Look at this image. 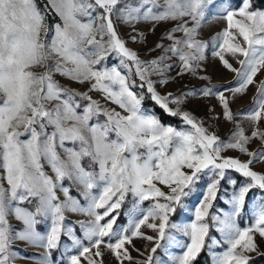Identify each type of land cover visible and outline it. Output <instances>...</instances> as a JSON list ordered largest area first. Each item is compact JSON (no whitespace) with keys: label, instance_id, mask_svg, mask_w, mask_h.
I'll return each instance as SVG.
<instances>
[{"label":"snow or ice","instance_id":"obj_1","mask_svg":"<svg viewBox=\"0 0 264 264\" xmlns=\"http://www.w3.org/2000/svg\"><path fill=\"white\" fill-rule=\"evenodd\" d=\"M121 2L122 0H48V5L63 22L62 25L54 26V34L49 43L42 38V34L46 37L50 29L44 22L45 14L38 8L36 0H0V169L6 174L8 185L7 189L0 186V264H11L12 253L9 248L12 237L6 216L12 201L38 199L35 213L20 207L11 209L25 225L24 231L17 233L20 240L30 243L44 241L45 237L34 229L37 223L35 217L51 215V231L46 237V243L42 245L49 250L57 247L65 209L93 217L88 225L80 222L89 246H84L80 240L73 238L80 251L78 255L69 258V264H80V257L87 259L88 264H96L92 257H102V245L118 261L121 258L131 260L125 245L131 243V238L142 236L140 228L145 224L158 234L155 239L143 237L155 244L151 249L155 253L165 239L168 213L174 211L172 202H179L183 187H187L203 169L219 170L221 177L225 169H235L244 177L250 178L251 183L242 187L234 197L233 215L239 213L250 188L259 187L264 190V175H257L250 170L256 154H252L253 160L248 163H241L236 159H223L220 162L223 148L239 149L241 153L246 151L244 145L249 138L242 131L237 133L238 139L235 142L224 144L215 136L207 135L187 113H183L182 119L193 131L162 126L154 115L142 112V97L134 94L128 83L132 67H135V76L139 77L141 87L147 84L152 99L171 115L179 114L170 111L168 98L157 95L148 80L151 73L162 71L158 62L142 63L137 54L126 48L118 37L110 17L114 10L123 13L124 10L117 9ZM207 2L209 0H165L164 10L155 13L153 7L157 6L156 0H142L140 7L126 4L129 10L123 15V19L130 23L141 18L159 21L190 16L196 22L195 27L186 28L181 25L175 29L184 31L188 39L175 41L171 48L165 50L178 56L183 64V71L190 69L192 62L203 58L204 45L195 42L193 37L204 17L203 6ZM144 4L153 7L147 8L141 17ZM248 7L245 3L238 13L228 11L225 17L229 29L233 27L234 15L238 14L248 22L235 25L244 45L230 43L229 39L235 37H230L228 30L224 31L225 39L219 45L221 50L244 58L239 61L241 69L237 70L241 83L234 92H241L251 84L253 77L264 67V12L248 11ZM97 8L103 12L93 16L92 13ZM80 17H87L88 21L82 22ZM105 36L107 40L104 39ZM180 44H186L190 51L182 52L177 47ZM112 52L120 58V65L128 69V76L122 75L116 67L102 70L94 68ZM216 55L220 56L226 68L232 70L220 52ZM49 61L53 63L49 64ZM69 64L72 67H67ZM38 67L44 71H34ZM53 73L79 83L94 81L90 90L105 93V98L118 105L127 115L101 109L86 94L82 99L89 100V103L83 107L82 114L78 113L77 109L81 105L75 101V96L80 94L58 85L52 79ZM208 94L210 93L205 92V95ZM258 95L264 97V81L261 82ZM220 100L225 109V118L231 120L232 114L228 111V103L223 95ZM53 101L56 103L52 104ZM171 102L179 104L181 101L175 99ZM256 103L258 110L249 114L253 121L261 117L259 109H264V98L258 99ZM101 113L107 118L105 123L90 125L92 117ZM49 127L52 128L51 132L47 131ZM112 133L115 135L114 139L110 137ZM25 134H28V138L21 140L20 137ZM257 135L260 134L252 133L253 137ZM66 141L74 146L78 145V149L65 147ZM57 147L63 150L66 159H61ZM140 149H144V152L141 153ZM84 158L89 159L88 168L98 166L99 171L86 170L81 163ZM260 158L264 159V156ZM42 161L51 167L54 177L45 173ZM182 168L191 170V175L181 171ZM66 178L83 185L84 195L89 200L86 208L69 196L68 188L61 183ZM153 181L169 187L172 194L165 195ZM218 183L217 180L210 185L204 202L196 209L197 222L189 226L191 243L181 256L173 257V264H191L203 246L208 224L201 221L207 215L211 200L215 198ZM97 187L102 188L98 196L92 192ZM57 188L66 197L63 203L57 202ZM128 193L134 198L133 210L144 201L160 197L167 203L157 200L146 215L134 222V227L124 229L125 234H118L113 231L116 217H111L104 223L101 221L121 206ZM101 208L104 209L102 214L97 212ZM254 215V224L243 230L235 226L231 217L220 221L219 230L224 234L229 247L215 258L214 264H247L244 252L254 251L256 248L252 234L258 232L264 237V206ZM157 219L158 226L147 223ZM129 231L131 236L127 235ZM185 232L188 234V229ZM113 236L116 237L114 242H105V237L111 240ZM238 248L239 252L236 251ZM92 249L96 251L92 253ZM152 260L150 254L145 264H152ZM42 264H47V261ZM136 264L140 262L137 261Z\"/></svg>","mask_w":264,"mask_h":264},{"label":"rangeland","instance_id":"obj_2","mask_svg":"<svg viewBox=\"0 0 264 264\" xmlns=\"http://www.w3.org/2000/svg\"><path fill=\"white\" fill-rule=\"evenodd\" d=\"M94 2V0H93ZM247 3L248 0H242L238 7L234 6L232 0H209L204 7V17L200 21L196 32L194 34V41L204 45L202 51V59L191 63L190 69H184L182 62L177 55H174L171 51H165L174 45L175 41L187 40L188 37L184 31H175L178 27L183 25L186 28H193L196 26V22L192 20L190 16H185L178 19H165V20H149L141 18L134 20L130 23H126L123 19V15H126L128 8L126 4L132 7H140L142 0H122L117 5V9L114 10L110 19L113 22V26L117 32L118 37L125 43V47L130 51L137 54L138 60L143 62L157 61L161 72L151 73L148 76V80L151 81L153 90L157 95L164 98L167 97L170 101L168 108L171 112H178L177 116L180 121L177 124H162L165 127H172L176 130L193 131L191 126L186 124L182 119L183 113H187L200 127H202L207 135L215 136L218 141L227 144L235 142L238 139L237 133L243 132V135L248 139V142L244 145L246 151L241 153L239 149L235 148H223L220 153V162L223 159H236L241 163H248L249 160H253V155L256 154L255 161L250 165V170L257 175H264V109L261 111V117L253 121L249 118V114L255 110H258L256 101L264 98L259 97L258 89L261 82L264 81V67H261L257 74L253 77V82L244 88L241 92H234L235 88L240 86V79L237 75V70L241 69L240 60L243 57L232 55L227 51H223L219 48V45L223 43L225 37L223 33L225 30L229 31L230 37L235 39H229L230 43H239L244 45L243 38L240 37L236 28V23H248L243 17L237 15L233 16V27L228 28V21L225 19L227 12L232 11L238 13L239 10ZM38 8L45 14V24L49 26V33L45 39L47 42H51V37L54 34V26L61 24V18L56 14L51 6L48 5V0H36ZM156 7L149 4H144L141 8V17L143 12L153 7V12L159 13L164 10L165 0H156ZM47 6V7H46ZM250 7V6H249ZM248 7V11H250ZM103 10L97 8L92 13L93 16L102 13ZM262 12V11H255ZM82 22H87V17H80ZM99 21H97L98 23ZM135 38V40L133 39ZM99 39V36L97 37ZM107 40V36L104 37ZM182 52L188 53L190 50L186 44L177 45ZM220 52V55L224 57V60L231 65V69L226 68L221 62L220 56L216 55ZM163 58V59H162ZM53 61H49L52 64ZM131 64L130 61L127 62ZM171 65L169 68L168 66ZM67 67H72L71 64ZM116 67L122 75L128 76V69L120 65V58L115 52L109 54L105 61L101 64L95 65L96 70H102L103 68ZM34 71L40 73L43 72V68H36ZM52 79L60 85L62 88H67L71 92L79 93L75 96V101L81 105L77 109V112L82 114L83 107L89 103V100L82 99L83 95H87L91 98V101L96 102L101 109L107 111H115L121 115H127V113L121 109L118 105L112 103L105 98V93L99 90H90L94 81H85L79 83L73 81L59 73H53ZM133 81H139L133 84ZM166 81V83H161ZM130 90L134 92L141 99V110L145 114L154 115L158 120V115L153 110L145 106V94L141 92V81L139 77L135 76V67H132V75L128 81ZM146 93L149 95L151 103L158 105L148 92L147 84L143 85ZM205 92L210 94L205 95ZM223 95L228 103V111L232 114V119H226L224 112L225 109L221 103L220 96ZM66 98V97H65ZM179 99V104L172 103V100ZM56 102L53 101L52 104ZM51 107V104L49 105ZM159 106V105H158ZM160 107V106H159ZM163 109V108H162ZM166 112V111H165ZM169 113V112H167ZM170 114V113H169ZM171 115V114H170ZM106 117L101 113L93 116L90 120V125L95 123L103 124L106 121ZM37 130H39L37 128ZM23 131V129H20ZM48 132L52 131V128L47 129ZM253 132H257L260 135L256 137L252 136ZM111 138H115L114 133L110 134ZM28 134L20 137L21 140H26ZM65 147H76L71 142H65ZM57 151L61 156V159H66V156L62 149L57 147ZM141 153L144 149L139 150ZM44 165L45 173L54 177L51 167L42 161ZM82 166L86 170L99 171L98 166L88 168L89 159L84 158ZM185 174L191 175V170L182 168ZM219 170L203 169L197 174L194 180L188 184L187 187H183V192L180 195L179 202H172L173 212L168 213V222L166 225V236L161 241V247L157 248L155 253L151 252V249L155 246L153 242H150L143 237H157V232L147 227V224L142 225L140 232L141 237L131 238V243L126 244L125 247L128 250L131 260L121 258L118 261L114 254L109 251L103 245L101 251L102 257H92L96 264H136L137 261L140 264H145L148 256L151 254L153 257L152 264H173V257L181 256L186 250L187 245L191 243V234L189 226L196 221V209L200 208L208 195V188L214 181H219L215 191V198L211 200L210 206L207 209V215L202 223L208 224V233L204 239V244L200 251L197 253L191 263L202 253L206 260L205 264H214L215 258L222 255L229 247L225 241L224 234L219 230L221 227L220 221L231 217L232 222L236 227L241 230L252 226L255 222L254 213L264 206V190L259 187H252L245 194L244 204L241 205L238 214L233 215L234 197L239 194L242 187L251 183L250 178L244 177L240 172L235 169H225L223 177L219 176ZM6 174L3 169H0V186L5 189L8 188L7 181L5 179ZM63 187L68 188L69 196L75 198L81 207L86 208L88 206V198L84 195V187L73 180L64 179L62 182ZM155 186L159 188L165 195H171V189L165 185L160 184L158 181H153ZM176 187V185H172ZM102 188H93L92 192L97 196L100 194ZM56 195L58 197L57 202L63 203L66 197L59 188L56 189ZM115 199V197L113 198ZM157 200L160 203H167L162 197L156 200H148L136 206L134 209V198L131 193L126 194L121 206L114 210L109 217H105L101 223L106 222L111 217H116L113 231L118 234H125L124 229H130L134 227V222L146 215L152 204ZM38 203L37 198H29V200L19 202L12 201L11 209L20 207L25 211L35 213ZM123 204V205H122ZM123 207V212L118 213V210ZM9 210L6 220L8 227L11 229L10 235L12 242L10 244L11 264H42L43 261H47V264H69V258L72 255H78L80 248L74 244V239L80 240L84 246H89V242L85 237L84 229L81 228L80 222L88 225L93 220V217L87 216L81 212H72L65 209L63 212L64 220L61 222V233L57 242V247L53 249H46L42 246L46 243V237L51 231L52 217L51 215H38L35 217L37 223L34 226L35 231L42 237H45L44 241L38 243H30L25 240L17 238V233L22 232L25 229V225L22 220L17 219L15 212ZM97 212L103 213L104 209H97ZM131 222V223H130ZM147 223L159 224V220H149ZM71 229V234H69ZM185 229H188L186 234ZM131 236V231L127 233ZM256 245L254 251L244 252L247 257V264L250 261L259 256L264 255V237H261L258 232L252 234ZM115 236L109 240L105 237V242H114ZM96 249H92L94 253ZM237 252L240 251L238 248ZM80 264H88L87 259L80 257Z\"/></svg>","mask_w":264,"mask_h":264},{"label":"trees","instance_id":"obj_3","mask_svg":"<svg viewBox=\"0 0 264 264\" xmlns=\"http://www.w3.org/2000/svg\"><path fill=\"white\" fill-rule=\"evenodd\" d=\"M242 0H232L235 7H238ZM250 3V11H262L264 12V0H248ZM136 84L139 83V81H135ZM141 92H144L145 94V106L150 108L154 111L155 114L158 115L159 121L162 124H177L179 123L180 119L177 116L170 115L169 113L165 112L164 109L159 107L158 105L151 103L149 99L148 93H146L145 88L141 87ZM123 205V204H122ZM123 207H121L118 210V213L123 212ZM206 260V257L201 253L191 264H205L204 261ZM250 264H264V255H259L255 258H253L250 261Z\"/></svg>","mask_w":264,"mask_h":264}]
</instances>
